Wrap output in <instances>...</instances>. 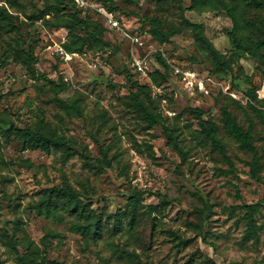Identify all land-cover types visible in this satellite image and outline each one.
Wrapping results in <instances>:
<instances>
[{
	"label": "rangeland",
	"instance_id": "1",
	"mask_svg": "<svg viewBox=\"0 0 264 264\" xmlns=\"http://www.w3.org/2000/svg\"><path fill=\"white\" fill-rule=\"evenodd\" d=\"M112 3L122 28L105 29L103 37L109 45L96 46L98 55L88 50L64 61L54 48L64 39L65 30L31 17L43 7V0H0L11 13L7 25L0 23V117L14 127L62 133L85 146L89 154V164L84 165L81 149L75 145L74 154L62 161L60 151L21 149L13 134L7 139L0 135V264H23L17 257L25 251V240L37 244L39 254L44 250V264H132L119 256L121 248L134 250L139 257L132 261L137 264H211L210 258L219 264H264V185L249 177L251 152L225 131L220 113L222 106L227 107L244 129L252 120L251 142L264 180V125L248 107L245 93L255 86L256 97L250 102L264 110V49L259 48L258 38L264 32V7L239 4L237 15L248 53L231 59V71L217 76L206 75L213 57L193 40L180 12L198 22L204 35L228 56L226 32L231 23L222 10H190L189 0ZM150 18L157 19L162 32H178L158 44L148 38ZM124 32L141 36L143 43H130ZM112 47L118 52L106 59ZM28 48L34 61L26 59ZM158 48L171 63L194 68L208 89L193 96L194 91L190 93L174 75L162 82L165 100L158 101L155 109L174 125L179 144L187 150L184 161L161 127H146L129 105L132 86L121 70L125 61L132 53H148L153 66ZM40 73L45 76L36 77ZM135 74L132 79L143 76ZM73 96L79 98L80 115L56 100ZM192 107L216 123L231 167L203 137ZM103 152L109 165H99L104 164ZM65 182L101 216L103 228L97 241L69 229L70 219L83 218L63 209L48 216L35 210L45 187ZM133 192L138 194L133 225L123 215L121 229L112 230ZM257 200L261 204L255 218L260 227L254 241L243 238V209L234 206Z\"/></svg>",
	"mask_w": 264,
	"mask_h": 264
},
{
	"label": "trees",
	"instance_id": "2",
	"mask_svg": "<svg viewBox=\"0 0 264 264\" xmlns=\"http://www.w3.org/2000/svg\"><path fill=\"white\" fill-rule=\"evenodd\" d=\"M15 2V0H12ZM95 3L103 5L107 9L113 11L116 10V6L113 5L112 0H93ZM240 3H245L254 9L264 7V0H189V4L186 6L190 10H222L225 15L229 18L231 26L227 30L226 34L230 44L228 56L224 55L223 52L218 50L208 37L203 33L201 25L196 21H191L183 15L181 9V21L183 25L188 27L191 31L193 40L202 43L208 52L213 57V65L206 72L212 73L217 76H221L226 72L231 71V59H239L243 54L248 53L247 44L244 41L245 36L243 35L244 26L239 20L237 15V9ZM70 9V11L68 10ZM50 13L51 16H46ZM11 17V13L3 5H0V23L7 25L6 19ZM31 17L42 18L46 25H50L56 28L62 27L65 30L64 39L61 41V45L66 51L83 53L85 51H92L98 55L95 49L96 46L107 47L109 42L104 39L103 33L105 29H109L103 22L94 18L85 8L78 7L74 0H54L48 1L43 0V7L36 13H32ZM152 25L149 27L148 38H154L155 42L163 43L168 41L169 37L178 32L176 29H169L167 32L159 30V22L155 18H150ZM246 23L251 24L249 20ZM2 27V26H0ZM112 30V29H111ZM152 35V36H151ZM260 39L259 48L264 49V32L258 37ZM27 61H34L35 58L32 56L31 48H28ZM118 52L116 47H112L107 57ZM154 65L146 71L141 78H131L137 73L130 65V57L128 62L125 61L123 68L124 75L128 81L131 82L132 88L128 92L129 105L132 110L137 111L142 119L145 121L146 127L153 125H159L162 132L167 137L168 143L177 151L180 160L184 161L187 156V150L184 149L178 142L176 135L174 134L175 128L173 124L166 122L167 118L159 111L155 109V106L162 97H165V93H161L158 96H152L151 85L162 84V82L168 77V75H174L172 68L169 66L166 59L162 56L159 50L155 52ZM264 62V60H263ZM108 64L104 62V64ZM181 66L180 64L174 63ZM109 65V64H108ZM110 66V65H109ZM185 67V66H181ZM136 75V74H135ZM44 73L38 74L36 77H44ZM55 90L59 88L54 85ZM255 86L245 91L248 98V107L257 116L259 121L264 125V110L250 101L255 99ZM197 90H194L193 96L196 95ZM198 93H201L197 91ZM141 94L143 96H141ZM58 103L66 110H73L76 115L81 114V108L79 98L73 96L70 100H63L56 97ZM192 112L198 117L200 131L203 133V137L209 141L212 148L216 149L221 157L229 163L228 156L226 155L223 143L219 140L216 130V123L210 118H202V110L197 107L191 108ZM222 126L225 131L231 135L238 143L239 147L246 149L251 152V160L249 162L248 175L250 178L264 185V180L258 174V168L262 166L258 162V152L254 144L251 142V130L253 127L252 120L249 121L246 129L241 127L235 120V117L230 113L227 107L222 106L220 108ZM10 134H13L21 149H34L40 148L45 151H60V159L65 161L76 151L75 145H78L81 149L79 154L82 157V163L84 165L89 164V154L85 152V146L77 144L74 140L65 137L62 133H56L53 131H44L39 128H31L30 126L14 127L12 123L6 118L0 117V135L3 138H8ZM104 164L109 165L106 158L105 152L102 153ZM237 197L239 194L236 193ZM82 193L77 189L73 188L68 182L64 184H55L49 187H45L41 196L34 204V208L38 213L51 215L63 209L67 214L76 217L83 218V221L75 219L69 220V229L78 232L82 237L97 241L101 237V229L103 228L102 218L99 214L95 213L92 208L86 207L85 203L81 201ZM79 200V202H78ZM138 201L137 192H133L128 199L126 207L122 210L119 216H116L112 223V230L119 231L122 227L121 216H126L129 226L133 225L136 218V207ZM261 202L259 200L255 202H242L236 204L234 207L243 209L242 219L244 220V232L242 234L244 239H258L259 223L255 218V213L259 209ZM202 212L201 209H199ZM57 235V233H53ZM44 238H42L43 240ZM25 251L21 256L17 257V260L22 259L23 264H44L45 263V252L39 254V247L37 244L29 240H25L22 243ZM119 256L126 258L132 264H137L132 261L138 259V254L134 250H127L121 248ZM114 252V250H113ZM211 264H219L215 260H209Z\"/></svg>",
	"mask_w": 264,
	"mask_h": 264
},
{
	"label": "built area",
	"instance_id": "3",
	"mask_svg": "<svg viewBox=\"0 0 264 264\" xmlns=\"http://www.w3.org/2000/svg\"><path fill=\"white\" fill-rule=\"evenodd\" d=\"M75 4L78 7L85 8L88 11L95 14V18L99 21L103 22L109 29L112 30H121L122 23L116 16L115 12L111 9L105 8L103 5L95 3L91 0H74ZM125 35L128 36L130 43L136 44L137 46L141 45L143 41L141 40V36L137 34H129L124 32ZM63 40V39H62ZM153 49L149 47V51ZM162 56L166 59L169 66L172 68L173 74H175L178 80L182 83L185 89L189 90L190 93H193L194 90L199 92L207 93L208 89L205 87L203 83V78L199 76L198 72L191 67H181L179 65L171 63L163 50L158 48ZM54 51L56 55L63 59L64 61L70 60L75 56H80L82 53L77 52H69L64 49L61 45V42L58 43ZM84 53V52H83ZM148 53L139 54L132 53L130 57V65L132 68L141 74H145L148 69H150L151 65L148 61ZM164 92V87L162 84H152L151 85V94L152 96H158ZM165 97H162L161 100L164 101Z\"/></svg>",
	"mask_w": 264,
	"mask_h": 264
}]
</instances>
